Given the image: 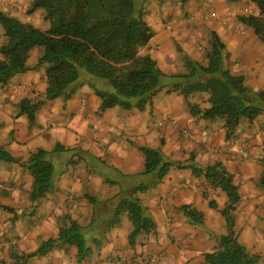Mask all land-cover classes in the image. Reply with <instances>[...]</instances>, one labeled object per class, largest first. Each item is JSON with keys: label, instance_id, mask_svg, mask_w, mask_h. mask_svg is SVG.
Segmentation results:
<instances>
[{"label": "crops", "instance_id": "obj_1", "mask_svg": "<svg viewBox=\"0 0 264 264\" xmlns=\"http://www.w3.org/2000/svg\"><path fill=\"white\" fill-rule=\"evenodd\" d=\"M35 1L0 0V13L34 26V17L41 21L43 14L42 11L30 13ZM150 6L152 9L148 10ZM247 10L259 12L254 0H189L186 3L182 0H148L146 15L154 36L143 53L156 60L160 54L165 55L174 49L183 51L178 44L184 46L190 42L192 45L185 48L184 53L191 51L195 61L206 63L211 33L215 32L225 45V68L232 75L243 76L249 90L264 94V39L244 21L250 16L246 14ZM210 13H215L216 17L208 21L177 24L171 31L174 34L166 28L163 30L165 18H171V21L185 19L186 15L202 18ZM1 34L0 46L3 42ZM205 39L206 45L201 46V41ZM39 52L34 51L31 57ZM29 63L33 67L32 61ZM32 71L36 70L17 76L6 87H0L1 148L12 157L26 162L36 153L33 151L50 150L60 142L65 149L86 154L89 160L86 165H80L73 158L72 164L76 167L69 178L57 177L54 166V188L36 210L32 208L33 214L27 212L35 193L32 173L19 163L0 164V264H13L15 257L36 253L40 243L57 240L62 223L69 219L90 233L85 238L92 252L80 264H139L138 255L145 248H142L140 240L144 237L138 236L135 248L130 245V229H108L115 220L120 203L126 200L139 201L145 216L156 224L159 236L162 232L159 238L152 234H147L145 238L144 245L149 255L154 257L155 253L158 254L155 264H203L204 256L218 248L221 237L228 233L224 234L226 227L224 221L221 222L223 218L220 214L228 203V197L222 190L214 188L204 175L200 177L191 168H181L191 165L203 171L221 165L227 171L240 191L236 211L238 216L235 219L238 231L242 233L243 229L251 227V218L257 211L264 215V210H258L264 209V188L260 186L264 172V115L252 123L243 121L228 139L223 120L192 117L191 109L183 107L185 97L178 92H171L168 96L157 95L159 102L163 101V105L157 109L154 103L144 112L132 109L129 115L121 114L122 111L114 110L116 108L110 109L107 114H98L102 102L92 85L86 84L76 93L79 95L77 98L75 94L67 102L63 98L47 101L39 109L35 125L31 126L27 115L20 110L21 104L30 98L32 101L42 100L33 97L37 96V91L41 92L40 97L45 95L47 89L45 71L40 70L38 74ZM170 72L181 74L176 67ZM88 86L97 99L82 95L83 88ZM162 97L169 102V115H166V108L169 107L164 99H160ZM258 101L264 109V100ZM79 115L83 123L90 124L87 130L89 135L80 140L77 135L68 142L61 124L76 120ZM21 120L33 143L26 149L13 145L19 140L13 127ZM124 120L131 127L129 137L122 131ZM114 128L115 133H112ZM154 130L158 132L156 140L147 137L150 135L136 138L141 135L140 131L151 134ZM185 131L190 135L186 136ZM4 132H7L5 139L2 136ZM204 133L207 135L204 136ZM176 136L180 140L174 141ZM158 143L164 145L162 150L160 147L157 149L164 153L165 162L175 165L161 182H158L157 172L145 173V157L140 150L148 146L156 147ZM141 187L147 190L141 192ZM210 195L215 197L210 200ZM91 199L108 203L106 211L102 213L104 216L97 222L99 229L91 222V214L84 208ZM76 201V207L70 206ZM208 203V211L204 209V227L195 226L183 212V208H204ZM127 215V212L123 214ZM83 218H86L84 225L81 224ZM175 239L178 241L177 247L174 245ZM68 250L73 261L71 264H78V250L68 245L48 254L45 264H61ZM24 263L43 264V260L35 257Z\"/></svg>", "mask_w": 264, "mask_h": 264}, {"label": "trees", "instance_id": "obj_2", "mask_svg": "<svg viewBox=\"0 0 264 264\" xmlns=\"http://www.w3.org/2000/svg\"><path fill=\"white\" fill-rule=\"evenodd\" d=\"M182 1L186 3L189 0ZM254 2L260 17L249 16L244 21L264 39V0ZM147 3L148 0H36L30 13L42 11L44 22L50 25L47 31L0 13L3 40L0 46V87H6L15 76L27 72L32 53L42 49L44 54L38 65L46 68L44 99L24 100L21 104L22 113L28 116L31 126L35 125L36 115L47 101L60 97L68 101L86 84H91L100 98L101 111L116 107L129 111H145L148 106L152 108L153 98L165 87L166 75L155 59L143 53L154 36L147 20ZM179 21L174 20L176 25ZM168 26L169 23L166 28ZM224 57L225 45L213 32L206 53L207 62L188 60V72L173 76L167 86H174L186 99L195 94H209V108L194 105L190 110L191 116L211 121L223 120L226 137L230 139L243 121L252 123L264 115L258 101L264 100V94L249 90L243 76L232 75L224 66ZM87 75L100 80V88L96 87V80ZM180 81H184L183 84H179ZM64 150L62 146H57L52 152L39 150L23 162L0 147V164L19 163L27 168L34 179L35 193L32 198L38 201L46 198L54 187V164L50 156ZM140 150L145 157V173L159 171L158 182L175 166L165 162L158 150ZM262 162L264 166V159ZM181 168H191L198 176L205 175L214 188L224 191L228 197V203L221 211L228 233L221 237L213 253L204 256L203 264H258L256 258L259 256L251 257L234 231L233 212L237 209L240 196L239 188L233 185L227 171L221 165L209 167L206 171L192 165ZM260 186L264 188V172ZM146 190V187L139 189L141 192ZM183 211L193 218V224H203L202 214L198 215L188 208H183ZM123 212L129 214L134 227L129 238L133 246L138 236L144 231L151 232L155 224L145 216L139 201H123L115 220H119ZM194 213L200 218H196ZM81 229L77 222L72 221L69 227L60 229L57 240L46 242L38 253L46 255L59 246L68 245L78 250L81 263L92 252ZM38 253L31 254L28 259L38 257Z\"/></svg>", "mask_w": 264, "mask_h": 264}, {"label": "rangeland", "instance_id": "obj_3", "mask_svg": "<svg viewBox=\"0 0 264 264\" xmlns=\"http://www.w3.org/2000/svg\"><path fill=\"white\" fill-rule=\"evenodd\" d=\"M151 9H152V7L150 6L148 8V10H151ZM37 12H41V10H39ZM3 14L6 15L5 13H3ZM34 18H35L34 19V26L35 25H38V27L37 26H35V27H37V28H39V29H41L43 31H47L50 28V25L48 23H44L43 22V20H44L43 15H42V20L41 21H39L40 18H37L36 16ZM184 18L189 19L190 16L189 15H186V16H184ZM171 20H172L171 18H165L164 19L163 30L166 28V24H168V23L170 25H172L173 27L176 26V22L171 21ZM180 20H182V19H180ZM166 30H167V28H166ZM168 32L169 33H173L171 31H168ZM1 33L2 32H1V29H0V34ZM173 34H171V36H174ZM206 42H207V39L201 41V44H202L201 46L206 45ZM176 43H177V41H176ZM178 45H179L178 48H181V49H184L185 50V48H187L189 45H192V44L190 42H187L184 46H182L181 44H178ZM184 50L182 51V50L174 49V50L170 51L169 53H167L165 55H161L160 54L156 58L157 63H158V66L160 68H162L164 71L167 72V74H165L166 75V78H165L166 79V81H165V87L158 93V95L159 94L160 95L162 94L161 96H168V94L171 93V92H178V90H175L174 86H169L168 87L167 84H169V83L172 82V77L173 76L186 74L188 72L187 71V68H186V63H187L188 60L197 62V61L194 60L195 57H194V54L191 51H189V52L187 51V53H189V54H185L184 53ZM39 51L40 52H39V54L37 56L30 57V59L28 61L29 70L27 72H29L31 70H36V71H32V72H37V73H34V74H38L40 70L46 71V68L45 67H41V66L38 65L39 64V59L44 54V51L42 49H39ZM225 59H226V56L224 57V60ZM30 61H32L33 67H32V65L30 66V63H29ZM175 67L179 70V72H181V74H176L175 73L176 74L175 75L174 72H170ZM38 69H40V70H38ZM27 72L18 74L17 76H22L23 74H27ZM17 76H15V77H17ZM87 77L91 78L92 80H96L95 81V85H96V87L100 88V82H99L100 80H98V79H96V78H94V77H92L90 75H87ZM14 78H13V80H14ZM183 82L184 81H180L179 84H183ZM177 83H178V81L177 82H174V84H177ZM40 93L41 92L37 91L36 92L37 96L36 97H33V98H36V99H39V98L44 99V95L41 96V97L39 96ZM82 93H83L82 95L85 96L86 98H96L95 95H94V93H93V90L91 91L90 88H89V86L88 87H84L83 90H82ZM178 93H180V92H178ZM77 94L75 95L76 98L79 97V95H77ZM156 97L153 98L152 104L155 103V108L157 109V108H159L160 105H163V103H162L163 101L159 102V98H156ZM60 98H63V97H60ZM31 99L32 98H30V100ZM160 99H164L165 100L164 103H166V105L169 107L168 109L166 108V115H169L170 114V106H169V102H168L167 98L166 97H162ZM208 100H209V94H207V93L195 94L194 96H192V98H189V99L188 98L187 99L185 98V104L183 105V107L185 109H187V110L188 109H191V107L194 106V105H200V107L202 109L209 108ZM64 102H67V101H64ZM33 103H35V102H33ZM149 108H151V106H148V109ZM20 110H22V108H20ZM114 110H116V111L120 110V111H122L121 114H125V115H129V113H130L129 110H125V109H123L121 107H116V109H114ZM109 111L110 110L101 111V108H100V110L98 111V114H101V113H106L107 114V113H109ZM135 111H137V110H135ZM138 112H140V111H138ZM141 112H144V111H141ZM80 117H82V116L79 115L76 118V120L68 121L66 123L61 124V129H62V131L64 133H66L65 134V137L67 138L68 142L72 141L70 138L74 139L75 137H77V135L79 136V140H80L81 137H86L87 135H89L87 133V130H88L90 124L89 123H83V120L80 119ZM27 118H28V116H27ZM27 118H26V120H27ZM262 118H263V115L260 116V119H262ZM128 121H129V118H128ZM122 123L124 124V126L122 128V131H124L125 132V135L129 137L130 136V133H131L130 124H129V122H126L125 120ZM210 127H212V126L210 125ZM13 128L16 130L17 136H19L18 142L17 143L13 142V145H14L15 148L26 149L28 147L33 146L32 139H31V135L29 134V131L26 129V127L23 126L22 120L21 121H18L17 126H15ZM119 129H120V127H119ZM5 130L7 132L9 131V129H7V128H5ZM7 132H4L2 134V136L4 137V139L7 138ZM70 132H74V133H76V135L75 134L72 135ZM112 133H115V128L112 130ZM140 134L141 135L138 136V137H136V138H140L141 139L144 136L150 135V136H147V137L156 140L155 138H156V136H158V132L155 131V130L151 134H147L146 131H140ZM135 136H137V134ZM122 138H123V134H121V136H120V139L121 140H122ZM9 140H10V138H9ZM177 140H180V138L176 136L174 138V141H177ZM78 144L80 145V141L78 142ZM61 145H62V143L58 142L52 149H50V150H46L45 149V150L48 151V152H52V151H54V149L57 146H61ZM163 146L164 145H161V144L159 145V143H158V146H156V147L148 146V147H144V148H149V149L155 148V149H152V150H158L159 151V149H157V148L160 147L161 150H162V147ZM0 147H1V144H0ZM83 151L87 152L86 150H83ZM33 152H37V151H33ZM75 154H78V155L77 156H74ZM163 154H162V156H163ZM73 158L75 159V162L76 163H80V165L81 164L86 165L87 164L86 163L87 160H89V157L86 154L76 153V152H74L73 149H65L64 151H61V152H58V153H54L53 155L50 156V160L52 161V163L54 164V166L56 168V172H57L56 175H57V177H59L60 179L61 178H69V177H71V175L73 174V168L76 167V165H73L72 164V159ZM56 162H58L57 165H56ZM172 168H170V170ZM76 169L79 170L78 168H76ZM156 172L158 173L159 171H156ZM203 177H205V175ZM257 181H259V180L257 179ZM233 185H235V183H233ZM33 189H35L34 185H33ZM50 192H49V194H50ZM222 193L224 194L225 192L223 191ZM224 195H225V197L227 196L226 193ZM239 196H240V191H239ZM214 197H212L210 195V200L212 198H214ZM41 201L42 200H38L37 201V199L34 200L33 198H31L30 210L27 211V212H30V213L33 214L34 213L33 212V209L36 210L39 207L38 204ZM77 204H78L77 201L76 202H72V203H70V206L76 207ZM121 204L122 203H120V205ZM107 205H108L107 202H101V201H98L97 202V201H93L91 199L88 203H86V206L84 207L91 214V222L94 223V226L97 229H99L97 222H99L100 221L99 219L102 216H104V215H102V213H104L106 211L105 207ZM207 205H209V203L206 204V205H204V208H197V207H196V209L194 207H187V208H188L189 211H193V212L197 213L198 215L199 214H202V217L204 219V217H205V215H204L205 214V212H204L205 210L204 209H206L208 211ZM118 208H117L116 211H118ZM237 210L238 209H235V211L233 212L234 220L236 219V216H238V214H236V211ZM258 210H264V209H258ZM183 212H185V211H183ZM125 213L126 212H123L119 216V220H117V219L114 220V222H112V225L109 226L108 229L109 230L114 229V228H115V230H118L116 228H120V229H123V230H129L130 229L131 230V233H132L133 230H134L133 224H132L131 220L129 219V216L128 215L127 216H123V214H125ZM195 213H194V216L196 218H200ZM221 216H222V214H221ZM23 217L25 218V216H23ZM186 217L188 218V220L190 222H192L193 218L190 217V215L189 216L186 215ZM222 218H223V220H221V222L224 221V224H225V227H226V231H225L224 234H226V232H227V222H226V220H225V218L223 216H222ZM72 221H74V220H70V219L68 221L66 220V221H64V223H62V226L65 227V228L66 227H69L71 225V222ZM251 221H253V224H251V227L250 228L246 227L245 230L243 229V232L242 233L240 231H238L236 228L234 229V231L237 233L239 242L244 247H246L248 254L251 257H253V256L254 257H257V256H259V258H256L258 264H264V215L261 214V213H259L257 211L256 213L253 214V216L251 218ZM84 222H86V218H83V220H81V224L84 225L85 224ZM204 223H205V221L203 220V224L196 223L194 225L197 226V227H204ZM234 223H236V222H234ZM150 230H151V232L144 231L141 234V236L144 237V238H142V240H140V241H142L141 246H142V248L143 247H145V248L142 251V253L138 255L139 264H155L156 263V258L158 259V254L157 253H155L156 256L154 255V257L151 256V255H149V251H148L147 247L144 244H145V238L148 236L147 234H152L151 236H153L155 238H157V237L159 238L160 236H162V232H161V235L159 236L160 232L159 231L156 232V224L154 226V229H150ZM88 233H89L88 229H86V228H82L81 229V234L83 236H86L87 237V234ZM137 241L138 240H136V242H135L136 244H137ZM40 244L41 245H39V248L37 249V251H35L37 253L40 251V249L44 246L45 243L43 244V242H42ZM136 244H134L133 246H135ZM169 245L171 246V244H169ZM174 245H176V247L178 246L177 239H175ZM88 246H90V245H88ZM158 246H160V244ZM59 247H61V246H59ZM135 248H136V246H135ZM54 250H56V249H54ZM54 250L50 251L48 254H51V252H53ZM170 250H172V249L170 248ZM170 250H169V252H170ZM214 251L215 250L210 251V253H213ZM48 254L42 255V254L38 253V257L37 258L40 259V260H43V264H45L46 263L45 262L46 261V256H48ZM29 256H31V255L29 254V255H21V256L15 257V260H13L12 263L13 264H25L24 261H25L26 258L28 259ZM63 257H64V260H61V262H62L61 264H71L73 262L70 259L69 250H68V252L65 255H63ZM29 260H31V259H28L26 262H28ZM78 264H80V262ZM162 264H163V262H162Z\"/></svg>", "mask_w": 264, "mask_h": 264}, {"label": "built area", "instance_id": "obj_4", "mask_svg": "<svg viewBox=\"0 0 264 264\" xmlns=\"http://www.w3.org/2000/svg\"><path fill=\"white\" fill-rule=\"evenodd\" d=\"M246 14H248V15H250V16H255V17H259V16H260V13H259V12L255 13V12H253V11H251V10H247V11H246ZM215 17H216V14H215V13H210V14H208V15H204V16H202V18H199V17H196V16H192V17L189 18V19L185 18V19L180 20V21L178 22V25L187 24L188 22H191V21H194V20L208 21V20H210L211 18H215ZM173 29H174V27H173L172 25H170V26L167 27V30H168V31H172ZM184 134H185L186 136H189V135H190V133H189L188 131H185ZM203 135L206 136L207 134L204 133Z\"/></svg>", "mask_w": 264, "mask_h": 264}]
</instances>
